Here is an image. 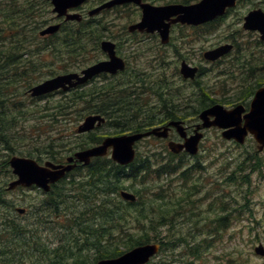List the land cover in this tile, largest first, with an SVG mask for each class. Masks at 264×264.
Wrapping results in <instances>:
<instances>
[{
  "label": "rangeland",
  "instance_id": "1",
  "mask_svg": "<svg viewBox=\"0 0 264 264\" xmlns=\"http://www.w3.org/2000/svg\"><path fill=\"white\" fill-rule=\"evenodd\" d=\"M148 1L155 4H162L171 1L194 2V0ZM40 5L41 13L43 14V18L46 20V22L43 26L41 25V27L37 29L38 36L39 29L45 27L48 24L59 21V19L55 20V12L52 11V4L49 1ZM95 6L92 5L90 10ZM135 6L136 4L134 3H128L127 6H124V9H118L111 12L108 10L97 15L96 19L101 20L107 25H105V27L102 29L99 28L100 31H98L95 30L98 28L92 24L90 39L87 42H82V44L78 46V48L73 52L74 57L71 59L69 56H67L66 52H64L61 56L60 54H55L54 50L51 47H48L42 49L37 55H35L37 57L34 58V60H36V63L40 62L44 63V65L46 62H49L53 69V74H57L59 71L65 72L66 70H64L62 66L63 64L67 65V71H75L79 70V68H81L80 66L82 65H86L97 59L104 58L105 54L99 50L96 45L92 44L93 42H97V38L93 35L98 36V33H102L98 38H108L114 42L119 41V54L121 57L126 58L128 62L126 70L122 73H118V75H110V79L108 77H103L102 82L107 83L111 81L115 91L117 90L118 85L126 83L128 84L129 81L138 83V85H141L142 83L144 86H147V91H144L142 97L139 98V101L131 102L132 104L139 105L141 108H143L141 113L135 114L134 111H132L131 115L126 117L128 118V125L133 126L141 124L151 125L158 122L156 119L152 121L150 120L153 117V113L158 110L157 104L163 103V99H160V96H157V91L159 93H165L167 98L176 102L174 105L177 106V109L178 106L180 109H182V111H178L177 113H183L184 115L182 116H186V118H188L190 121H194L193 119H197L198 117L197 114L194 115L192 112L193 109L196 108V104H199L202 99L200 94L201 90L205 92L212 91L211 93H208L211 98H216L217 102L221 103L226 108H230L238 103H242V98L240 100L237 99V96L241 91L240 83H264V66H262L264 63V43L263 41L259 40V35L257 32L244 30L242 28V16L248 10L254 7H261L264 9V0H247L240 2L221 20L215 21L208 27L199 26L193 28L184 26L183 28H180L175 26L172 32V35L174 36L172 45H169L166 49H157L154 37H148L144 38L143 40H139L127 36V26L130 23L137 21L140 17L139 8L136 9ZM13 27H15V25L11 23L5 25L4 33L9 34L10 32L8 28L13 29ZM93 30L95 34H93ZM60 33H63V31ZM122 36H126L128 39L125 38L124 40H117ZM234 38L239 44L238 56H240L241 53L247 54L253 49L255 52L254 57L248 55V58L241 56V58L236 59V51H230V54L225 58L226 60H224L223 63L219 65L213 66L210 62L205 60L202 55L204 50L214 48L221 43L232 42L230 39ZM181 59H186V61L193 65L201 63L205 67L213 66V71L211 73L206 71L204 74L196 77V80H186L180 75L179 66L177 67ZM38 66L40 65L38 64ZM255 66L258 68L256 69ZM47 68L48 67L42 68L43 72L37 77L40 78L39 80L47 77V75H44ZM222 68H227V72L224 73V75H227V77L220 75V79H217V73H222L218 70ZM240 69H245L246 73L249 75L247 82L246 80L243 81L242 78L245 76V74H241L239 72ZM234 73L237 75L235 78H228L230 77V74ZM222 78H225V80ZM91 84L102 85L105 83ZM201 87H204V89ZM121 90H123V87ZM59 94L61 93L34 101L26 94L20 96L19 100L23 105L21 109H24L27 106L29 107L27 112L23 115L17 114L16 108L10 107V109L13 111L11 117L13 121H15V124L13 122V124L9 126L3 122L8 126L7 129L2 126L7 136V143L0 141V146L5 144L6 147L8 149L10 147L11 150H6L7 152L4 156L3 150L5 148L2 147V149H0V163L6 160L7 153L8 155H29L27 153L32 152L36 153L35 155H32L33 157L40 158V162H43L44 159L50 158L46 152L47 148L44 149V146H46L50 138H55L57 132H59L58 134H63V137L57 140L59 143H62V141L68 143L81 141L84 145H88L90 143L89 135L91 134L78 135L75 132V127L81 120V117L77 116L76 113H68L62 118L58 116L56 127H58L59 130H49V122L46 120L45 115L48 113L47 106L57 101ZM117 96L118 95H116V97ZM122 98L126 99L127 97L122 96ZM188 105L190 106L188 107ZM185 107L187 108L185 109ZM144 109H147L146 113L144 112ZM129 113L125 111L124 114L128 115ZM148 121L151 122L147 124ZM128 129H130L128 126H117L111 121H108L99 129H94L93 132L94 134L104 136L116 134L119 133L117 131ZM251 137H248L245 143L238 147V143L222 138L219 128H209L205 134V138L201 143L204 145L200 151L201 156L198 157L202 163V170L200 168H196V171L198 172L201 170L198 172V176L202 175L203 177H208V179L212 182L221 181L219 183L216 182L215 184H212L211 182L207 185V188L210 186L217 188L214 192V195L216 193L220 194L221 191L224 190L228 192V195H223L220 199L215 201L212 199L209 201H213L214 207H218V205H222L225 203V201L233 198V194L237 195L239 198V203H241L244 200L246 193L248 194L246 205L250 209H253V215L250 217H252V219H256L257 222H253L252 219H250V221L244 220V223H246V225L250 228H242L237 226L235 228L236 238L234 241L227 238L222 245L220 242H216V236L226 231H228V234L231 232L229 230L232 229H213L210 232H194V230H167L165 227L162 228L163 224H159L156 226V228H154V232L157 231L158 235L152 236L154 237L153 241L165 237L167 244L173 243L174 247L172 249L164 248L163 252L152 257L148 264H162L161 262H165L166 264H174V262L171 261L174 254L180 259V261H182V258L192 259L193 264H264V256L257 254L254 251L253 245V240L257 235L264 239V149L261 152H257L255 146L253 145L255 143ZM57 141L52 142L51 144L58 143ZM163 144L164 141L162 142L161 140H154L150 137L138 142L137 150L144 154H148L153 151L164 154L165 152L163 151ZM77 148L78 147L76 146L73 149L68 151L66 150L62 152L60 156H65ZM54 149L57 148L55 147ZM192 160H194V158H189L188 163H190ZM10 175L11 170L9 166L4 163L1 167L0 194L4 201L12 203L13 206H8L6 208L5 205L4 207L6 209H3L4 207L0 201V217L1 212L6 210L10 212L9 215L12 216L10 221H13L14 224L18 223L19 227H25L26 229L31 228L33 233L36 232L41 235L42 240L52 238V232L55 231L51 230L47 225H40L37 219L39 218L38 213L36 214L34 211V205L38 204L41 199L44 198L45 194L37 188L28 189L16 187L15 189L7 190L6 185L9 181L8 178ZM227 176L230 177L227 178ZM242 176H245L244 178H246L249 183H244L245 180H242ZM74 177L76 180H80L82 175L79 176L75 173ZM231 178H233V180H231ZM225 180H228L229 182L226 183L224 182ZM121 183L122 188H125L126 190L133 191L137 187L135 185V181L123 180ZM149 184L150 186L153 185L152 183ZM61 185L62 183H59V186ZM112 195H114V198L117 201L122 200L118 193L114 192ZM207 202L208 201L205 199H196L195 201L196 205L202 207L201 216L205 217L209 214L210 216L206 218V220H211L217 216L223 215L224 212L220 211L219 209L218 215H216L217 213L210 211L211 209L208 208L209 202ZM242 203H244V201ZM78 204L79 203L77 202L69 200L68 204H65V207L59 213L55 214L51 208H46L45 210L47 211L45 213H50V215L47 217L52 219L53 222L56 223L57 227L63 226L66 225L68 221L73 219V214L75 211L78 213L81 211L78 208ZM16 207H25L27 209V213L20 215L16 212ZM123 207L125 206L123 205ZM139 207L140 205H134L129 206L126 209V213L128 214L126 221L124 222V226L127 228V232L133 233L137 231L134 219L136 216L135 212H137V208ZM146 208L149 209L150 213H152L153 210L150 203L146 204ZM174 211L178 213L182 211V209L177 208ZM205 211H207V213L203 214ZM146 213L147 210L144 213L142 212L143 215ZM7 215L5 214L4 217L9 218ZM149 215L152 216L153 214ZM131 220L132 222H130ZM153 220L150 222V224L148 220H145L146 230L143 229L144 232L152 228L151 225L156 224L155 222L158 219L157 217H154ZM94 221V225L99 223L97 226H100V223H102V220L98 217H96ZM127 221L129 222L128 224ZM0 222L4 224V226H8L5 224V222ZM212 223L213 222H209V225ZM190 233L195 234L189 235ZM69 234V232L65 233V241L67 240L66 238ZM188 238L190 241H188ZM199 241H203V247L199 249V253L195 251V254L198 256H193L190 253L187 254L186 251H183L188 245ZM208 241H211V244L206 245ZM54 245L55 243L49 244L50 247H53ZM29 253L32 254L33 257L28 259L24 257V261H22L20 264H32V260L36 256V251L33 248L29 251ZM93 255L94 253L92 251H88L86 253V262L91 263L93 260ZM187 255H189V257ZM47 261L49 262L50 258Z\"/></svg>",
  "mask_w": 264,
  "mask_h": 264
},
{
  "label": "trees",
  "instance_id": "2",
  "mask_svg": "<svg viewBox=\"0 0 264 264\" xmlns=\"http://www.w3.org/2000/svg\"><path fill=\"white\" fill-rule=\"evenodd\" d=\"M43 3H47V0H0L1 142L7 143V136L3 127L7 129L8 126L4 123L9 126L13 122L15 124L11 117L13 111L10 107L16 108L19 115L25 114L29 107L21 109L23 105L20 103V96L25 95L26 89L40 79L37 77L43 72L42 68L48 67L44 75L48 76L54 73L49 62H46L45 65L37 62L40 65L38 66L36 60H34L37 57L35 55L42 49L51 47L55 54L62 56L66 52L71 59L74 57L73 52L84 42L83 37L86 32H78L75 26L63 25L60 30L63 33L59 32L60 34L45 37L38 36L37 29L46 22L41 13L40 4ZM9 23L14 24L15 27L13 29L8 28L10 33L5 34L4 27ZM62 66L64 70H67L66 64ZM122 87L123 90H121ZM201 88L204 89V87ZM108 89L105 84H88L82 89H71L69 92L59 95L57 101L47 106L48 113L45 115L46 120L49 122V130H59L56 127L58 116L62 118L68 113H76L77 116L83 117L94 112L115 113L113 117L118 119L116 120L118 123L139 130V125H128V118L126 117H129L132 111L135 114L141 113L142 108L131 102L139 101L144 91H147V86L142 83L141 85L126 83L118 85L117 90L113 89L112 93ZM99 92H101L100 95H98ZM211 92L200 91L202 98L199 103L200 107H205L217 101L216 98L209 96L208 93ZM116 95L118 96L116 97ZM122 96L127 98L123 99ZM157 96H160L163 102L171 100L163 92L159 93L157 91ZM111 103H114V105L109 108ZM125 111L130 113L125 115ZM144 112L146 113V110ZM177 112L178 110L173 118L179 117ZM58 133H56L55 138H50L44 146V149L47 148L46 152L50 158L56 159L62 152L84 145L81 141L69 143L62 141V143H59L57 140L63 137V134ZM96 135L91 134L89 141L96 142L93 138ZM56 141L58 143L51 144ZM55 147L57 149H54ZM27 154L35 155L36 153ZM149 164L148 159L136 158L128 166L129 176L138 175L148 170ZM91 169V172L84 175L80 180H76L74 175L70 174L64 178L61 186L59 184L53 185L44 198L34 205V211L39 216L37 218L38 223L43 226L47 225L55 231L52 232L53 237L50 239L42 240L41 235L36 232L33 233L31 228L19 227L18 223L14 224L13 221H10L12 217L9 215L10 212L6 210L1 212L0 221L5 222L8 226H4L0 222V226L3 225L2 228L0 227V264H20L24 261V257L27 259L33 257L29 253L33 248L36 251V256L32 260V264H93L100 258L115 257L136 244L153 241L154 237L152 236L158 235V232H154V229H148L144 232L143 229L137 228V231L133 233L126 231L127 228H125L124 222L128 214L126 209L129 206H126L120 200L117 201L112 195L114 192L118 193L122 188L120 180L129 177L124 173V169L105 159L96 163ZM108 169H111L110 176L107 173L102 174ZM94 175L95 178L92 180ZM69 200L79 203L78 208L81 211L79 213L75 211L71 221H68L66 225L57 227L56 223L47 217L50 213H45L47 211L45 209L51 208L55 214L59 213L65 207V204H68ZM0 201L3 207L5 205L6 208L13 206L12 203L4 201L2 197H0ZM159 207L155 206V210L157 211ZM166 208H171V205H167ZM144 211H146V208H137L136 217H138V214L144 217L145 215L142 214ZM5 214H8L9 218H5ZM96 217L102 220L100 226H97L99 223L96 225L93 223ZM135 219L141 220V218ZM67 232L70 234L65 241L64 235ZM51 243H55V245L50 247L49 244ZM164 246L172 249L174 244H167L166 241ZM189 249L191 252L199 251V246H191ZM88 251L94 253L91 263L86 262ZM49 258L50 261L48 262ZM161 263L166 264L165 262Z\"/></svg>",
  "mask_w": 264,
  "mask_h": 264
},
{
  "label": "water",
  "instance_id": "3",
  "mask_svg": "<svg viewBox=\"0 0 264 264\" xmlns=\"http://www.w3.org/2000/svg\"><path fill=\"white\" fill-rule=\"evenodd\" d=\"M49 1L53 5L52 11L57 16L64 15L66 19H78L80 16L77 12L68 13L67 10L79 6L84 0ZM129 1L138 3L142 10L141 20L135 24H131L128 27L129 30L138 29L147 32L157 30L163 42H166L168 38L170 23L180 21L181 23L200 24L223 14L227 6H232L235 3V0H200L198 3L191 5L168 4L155 6L144 3L142 0H111L91 9L89 15L99 12L102 8ZM175 14L177 15L175 18H170ZM165 19L169 20V22H164ZM59 26L60 24L48 25L40 30V34L53 33L58 30ZM243 26L248 29L258 30L260 38L264 40V12L261 9L249 11L244 17ZM101 48L108 53L107 60L99 61L84 68L81 74L68 72L47 78L31 86L29 88L30 95L33 97L41 96L57 89L66 91L71 87L82 84L97 73H116L118 70L124 68L122 58L115 55L114 43L109 40H103L101 41ZM229 48L230 45H223L205 52L204 55L208 59H215ZM196 70V67L189 66L185 61L181 62L180 72L184 77L193 78ZM242 112L243 107L240 104L232 109H225L221 104L215 103L199 113L203 122L197 126V129L199 127L215 125L219 128H224L222 131L223 137L234 138L238 142H242L249 131L254 135L261 149L264 146V86L256 91L249 111L241 116ZM210 116L214 118L210 120ZM242 118L244 119L243 124H241ZM103 121L104 118L100 114L87 115L78 125L77 131H89L95 125H100ZM170 125L176 127L179 134L184 137V141L182 143L169 141V148L173 152H179L185 148L186 151L192 154L195 153L199 139L202 136L201 133L196 132L187 137L181 122L179 120H172L166 125L154 127L148 131L106 136L101 144L75 151L73 155L68 156L66 160L69 163H53L47 160L43 164H40L32 157L12 155L9 158V165L16 178L8 183L7 188L12 189L17 185L30 186L34 184L47 191L52 183L64 177L65 173L74 167L75 163L70 162L80 161L86 164L92 156L105 154L109 147H111V157L113 160L120 164H127L134 158L133 145L137 140L149 134L166 137ZM121 194L125 198H133V195L126 191H122ZM23 210V208L18 209L19 212H23ZM157 247V244L139 245L117 257L100 259L96 264H143L157 251ZM255 251L264 254V249L261 246L256 247Z\"/></svg>",
  "mask_w": 264,
  "mask_h": 264
},
{
  "label": "flooded vegetation",
  "instance_id": "4",
  "mask_svg": "<svg viewBox=\"0 0 264 264\" xmlns=\"http://www.w3.org/2000/svg\"><path fill=\"white\" fill-rule=\"evenodd\" d=\"M107 0H86L84 2V4L80 5L77 10L79 11V13L82 15V19L87 16L86 14L88 13V11L90 10V8L93 6H97L103 2H105ZM146 2L151 3L148 0H145ZM176 1H171V2H167V3H162V4H168V3H174ZM154 5H162V4H158V3H151ZM128 4H123V5H117L111 8H108V10L111 11H115L118 9H124V6H127ZM136 9L139 8V12H140V17L137 21L140 20L141 18V10L139 6H135ZM106 9H103L100 13L102 14L105 11H108ZM97 17V16H96ZM96 17H91V20L89 22H91L92 24H100L99 28H103L101 27V20L96 21ZM239 19V17H238ZM135 21V22H137ZM135 22H132L130 24H133ZM129 24V25H130ZM127 26V30L128 27ZM176 26V25H175ZM175 26L171 27V32H169L168 38L166 40V42L162 43L160 40V36L158 34V32H152V33H145V32H140L138 30H133V31H127V36H130L132 38H136L139 40H143L144 38H148V37H154L155 41H156V47L157 49L162 48V49H166L168 48L169 45H172V40H173V29ZM100 31V30H99ZM100 36V35H99ZM125 38L128 39V37L126 36H122L119 37L117 40H124ZM99 39V38H97ZM230 41L232 42H226V43H230L232 45V47L230 48V51H236L237 56L236 59L241 58V56H245L248 57V53H254V50L249 51L247 54L241 53L240 56H238L239 54V44L235 41L234 39H230ZM117 42L115 43V50L116 53L118 54V56H120L119 54V46L120 44ZM224 44V43H221ZM217 46H220L217 45ZM215 46V47H217ZM214 47V48H215ZM205 51V50H204ZM203 51V52H204ZM230 51L223 56L220 60V62L218 63L221 64L223 63L224 60H226L225 58L230 54ZM202 52V53H203ZM176 53V52H175ZM203 55V54H202ZM107 56L105 55L103 59H106ZM123 60L125 61L126 64H128L127 59L122 57ZM101 60V59H97L94 62ZM184 60L185 62H187L188 64L192 65V66H196L198 67V69L202 72H212L213 70V66L217 65V63H211L213 66L212 67H205L204 65H202L201 63H197L195 65L191 64L190 62L186 61V59H181L180 62ZM180 66L179 64L177 65V67ZM220 67V66H219ZM82 69V68H81ZM81 69H79V71H81ZM227 68H222L219 69V73L217 79H220L219 77L223 76V77H227V75H224V73L227 72L226 70ZM239 72L242 74H245V76H243V81L248 79V74L246 73V70H242L240 69ZM221 75V76H220ZM104 75L99 74L98 76L94 77L93 79L90 80V82L92 83H103L101 79V77H103ZM237 75L236 73L234 74H230V77L228 78H235ZM225 80V78H222ZM246 84V85H244ZM264 86V83H240V87H241V91L239 93V95L237 96V99H241L242 103H238L241 104L243 107V113H245L248 109H249V103L250 100L254 97L256 89L258 87H262ZM173 100H170L168 102H163L161 104H157V111H155L153 113V120H157L158 122L155 124H151V125H146V124H141L139 125V127L141 129H146V128H150L152 126H158V125H164L166 124L168 121L170 120H180L183 124V127L185 128V131L187 133V135L192 134L195 131V128L197 127V125L200 123V119H193L194 121H190L188 118H186V116H182L184 115L183 113H178L179 117L178 118H173V116L176 114V111H182V109L179 108L177 109V106L174 105ZM190 105H188L189 107ZM192 106V104H191ZM187 107H185L186 109ZM231 108V107H230ZM187 112V111H185ZM195 110L193 109L194 113ZM177 114V115H178ZM195 115V114H194ZM149 124V123H147ZM209 129V128H208ZM208 129H204L202 130L203 133V137L205 138V134L207 132ZM170 140H174V141H182V138H180V136L177 134L176 129L173 126H170L169 128V138ZM98 140V139H96ZM202 142L199 143L198 145V150L197 152L193 155V156H189L188 154H186L184 151L179 152L178 156L182 157L184 156V158L181 159H173L170 161H166L167 164L172 166V171L174 172L171 175L168 176H143L141 178V191L136 192V196L137 200H134L132 202H127V204H143L146 205L147 203L151 204V208H152V213H150L149 209H147V213L145 214V216L143 217V219L138 220V219H134L135 222V226L139 229H146V225H145V220H148L149 224L150 222H152V220L154 219V217H157V221L155 222L156 224L151 225L152 228L150 229H154L156 228V226H158L159 224H163L162 228L165 227L167 230H187V231H207L210 232L213 229L216 230H226V229H232L229 230L231 231V233L229 234V236H232V239L234 240L235 237V228L237 226L242 227V228H250L246 225V223H244V220H249L252 219L253 215V209H250L247 205H246V199L248 198V194L245 193L244 196V203H239V198L237 197V195H232L233 198L225 201V203H223L222 205H218V207H214L213 206V201L209 202L210 200H217L220 199L223 195H228V192L226 190L221 191L220 194L216 193L214 195V192L217 188H214L213 186H210L209 188H207V185L209 183H211L212 181L208 179V177H203L198 176V172H200L202 169V163L201 160L198 159L199 156H201L200 151L202 150V147L204 145L201 144ZM166 144V140H164V146ZM243 144H237L238 147L242 146ZM255 146L256 151L258 152V150L261 152L263 149H258V145L255 143L253 144ZM5 148L3 150V154L5 156V153L7 152L6 150H11V148L9 147V149L6 147L5 144H3L2 146H0V149ZM138 151V155H139V150ZM152 154V153H151ZM8 155V153H7ZM6 155V160L4 162L0 163V175H1V167L4 163L7 164L8 162V158L11 154H9L8 156ZM146 154L144 153H140V156L144 157ZM194 158V160H192L190 163H188L189 158ZM66 158V157H65ZM60 158H56V161H59ZM103 158H96L95 161L93 160L92 162L90 161L89 164L87 165H83L82 163H76L75 167H74V173H76L77 175H82L85 174L86 172L90 173L91 172V168L93 166V164L97 161H100ZM61 162H65V159H63ZM60 163V162H57ZM196 168H200L201 170H199L198 172L196 171ZM80 174H78V173ZM226 177V176H225ZM230 176H227V178H229ZM245 176H242V180H245L244 183L248 182L246 180V178H244ZM231 180H233V178H231ZM236 180V179H234ZM223 181V180H222ZM216 182H221V181H215L212 182V184H215ZM224 182H229L228 180H225ZM149 183H152L153 185L150 186ZM157 184V185H155ZM147 189V190H146ZM150 189V190H149ZM217 196V197H214ZM196 199H205L208 202V208L211 209L210 211H212L213 213H217L216 215H218V211H223V215L217 216L214 219L211 220H206V218H208L210 215H206L205 217L201 216V211H202V207H199V205H196L195 201ZM167 205H171V208H166ZM155 206H160L158 208V210L156 211ZM177 208H181L182 211L176 213L174 210ZM184 209V210H183ZM219 209V210H218ZM209 211V212H210ZM207 213V211L203 212ZM212 213V214H213ZM149 214H153L152 216H150ZM211 214V215H212ZM173 218V219H172ZM253 222H257L256 219H252ZM132 222V220L130 221ZM154 222V220H153ZM209 222H213L211 225H209ZM129 222L127 221V224ZM191 235V234H189ZM186 239V238H185ZM162 243H164L165 237H162V239H159ZM188 241H190V239L188 238ZM254 243L253 245L256 244H262L264 246V239L260 236H256V238L253 240ZM177 262V263H176ZM176 262H174V264H182L180 260H177Z\"/></svg>",
  "mask_w": 264,
  "mask_h": 264
}]
</instances>
